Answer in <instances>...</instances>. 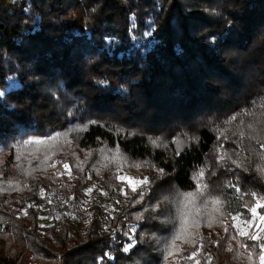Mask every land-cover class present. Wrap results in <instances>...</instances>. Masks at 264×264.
I'll return each mask as SVG.
<instances>
[{"label": "trees", "instance_id": "1", "mask_svg": "<svg viewBox=\"0 0 264 264\" xmlns=\"http://www.w3.org/2000/svg\"><path fill=\"white\" fill-rule=\"evenodd\" d=\"M77 126L86 128L75 142L97 155L89 165L105 170L74 175L68 164L72 174L53 189L41 179L8 184L20 144ZM164 134L187 135L185 145L153 149L149 138ZM104 149L147 162L155 176L139 203L132 192L81 221L85 179L112 192L119 184L117 169L99 162ZM2 151L0 192L18 198H0V264H14L5 237L53 264H228L236 236L258 264L264 227L246 233L259 235L252 241L235 218L264 205V0H0ZM202 170L230 233L195 227L192 248L174 246L179 256L166 262L171 230L152 210L156 192L192 193ZM42 204L53 220L45 233Z\"/></svg>", "mask_w": 264, "mask_h": 264}, {"label": "rangeland", "instance_id": "2", "mask_svg": "<svg viewBox=\"0 0 264 264\" xmlns=\"http://www.w3.org/2000/svg\"><path fill=\"white\" fill-rule=\"evenodd\" d=\"M86 126L71 127L66 130L58 128L53 134L29 138L28 142L35 145L28 151V144H20L25 146L22 151H16L15 159L13 160L11 174L13 178L8 183L10 186L13 182L19 180L28 179H41L46 180L51 186L50 189L58 186L61 181L65 180L66 176L72 174L78 175L84 171L91 170H105L106 168L95 162L94 165L90 166L93 158L97 155H91L90 152L82 150L78 143L75 142V137L81 132ZM66 133L68 136L63 139H58L59 136ZM173 135V134H172ZM79 136V135H78ZM169 134L151 136L149 143L153 149L168 150L174 147V150H179L185 145V137L187 135L171 136ZM173 149V148H172ZM9 151L0 152V166L7 164V158ZM92 158V159H91ZM91 159V160H90ZM107 159L111 166H114L118 171V177H125L124 180L118 179V185H116L115 191H109L102 187L94 184L91 179H85V200L81 207L77 210L78 218L81 221H86L88 215L93 210L94 205H99L106 208L109 212H113L120 208V203L126 202L132 193L131 184L129 178L133 181L147 180L149 176H155L153 169L148 167L147 162H134L124 157L118 151H103L102 160ZM71 164V167L65 168V164ZM138 165V167H137ZM156 178H160L157 176ZM197 178V189L192 193H180L175 192L171 188H160L157 190L159 202L154 209L161 210L163 212V218L160 219L162 226L168 228L170 231L167 243L162 248L167 247V251L164 258L170 261L169 258H176L179 255L176 253L169 254L175 247L181 248H192L193 236L199 230H193L203 225L206 230L215 229L219 230L221 234H227L229 232L228 227L230 223L225 227L224 224L227 221V216L224 214L223 200L216 194L207 195L210 188L206 183V173L204 170L201 171ZM13 181V182H12ZM148 185L146 183L140 185L137 184V190L140 191L142 188ZM127 193V195H125ZM0 198H18L16 194L11 191L0 192ZM17 206V202L13 203V208ZM36 206V205H35ZM42 214L39 218V223L43 232L45 233L53 224V220L46 213L47 206L42 204ZM21 216H26V213L21 212ZM259 211H257L256 217L252 216L250 211L249 217H242L239 215L235 218V225L240 228V232L248 233L252 227L259 230L264 227V220ZM167 220V222H165ZM248 220L252 223L244 224L243 221ZM202 223V224H201ZM205 224V225H204ZM84 222H79L78 226L82 227ZM27 230L31 229L33 225H29ZM193 230V231H192ZM41 231V233H43ZM135 232V228H131L129 235ZM240 232H238L240 234ZM230 233V232H229ZM241 235V234H240ZM10 237L14 234H9ZM195 236V235H194ZM230 237V235H229ZM8 238V237H5ZM3 238L9 247L8 256L14 264H53L52 261L41 257L38 252L31 253L30 246L24 248V244L20 245L15 240H7ZM3 241V242H4ZM230 246L229 252L233 253L228 260V264H252L254 262L251 258V253L246 249L242 248L239 238L236 236L233 239H228ZM4 246V244H3ZM161 248V249H162ZM29 249V250H28ZM12 253V254H10ZM258 264H259V258Z\"/></svg>", "mask_w": 264, "mask_h": 264}, {"label": "snow or ice", "instance_id": "3", "mask_svg": "<svg viewBox=\"0 0 264 264\" xmlns=\"http://www.w3.org/2000/svg\"><path fill=\"white\" fill-rule=\"evenodd\" d=\"M64 166H65V168L68 167L67 164H65ZM137 167H138V165H137ZM118 179H120V180H124L125 177H118ZM129 182H130V184H131V191H132L133 193H137L138 190H137L136 185H137V184L142 185V184L146 183L147 180L145 179V180L133 181L131 178H129ZM212 191H215V189L213 188V189L209 190V192L207 193V195L210 196V195L212 194ZM125 195H127V193H125ZM138 196H139V199H137V200L135 201L136 203H139V202L143 199V196H144L143 191H140V192L138 193ZM260 207H264V205H261V204L258 203L256 206H254V207H252V208L250 209V211H251L253 217H256V215H257V211H258V209H259ZM154 210L158 212V216H163V212H162V211H159L158 209H154ZM140 218H141V217H138V219H140ZM149 218H150V219H157L156 216H151V217H149ZM261 219L264 220V217H261ZM165 222H167V220H165ZM243 223H244V224H249V223H252V221L244 220ZM237 231L240 232V228H239V227H237ZM240 234H241V235H248V234L243 233V232H240ZM130 239H131V238H130ZM248 239H249V240H252V241H257V240H260V237H259V235H248ZM132 247H133L132 244H128V246L124 248V251H128V250H129L130 248H132ZM253 247H256V245L253 244ZM259 248H260V252H259V264H264V242H262V243L259 245ZM196 255H197L196 252H192V253L190 254V256L188 257V259H193V258L196 257ZM196 264H199V261H197Z\"/></svg>", "mask_w": 264, "mask_h": 264}]
</instances>
